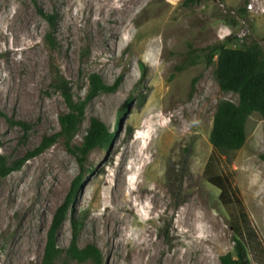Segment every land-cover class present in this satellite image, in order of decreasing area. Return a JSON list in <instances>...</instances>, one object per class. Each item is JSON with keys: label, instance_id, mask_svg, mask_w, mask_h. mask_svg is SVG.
Wrapping results in <instances>:
<instances>
[{"label": "rangeland", "instance_id": "374dc122", "mask_svg": "<svg viewBox=\"0 0 264 264\" xmlns=\"http://www.w3.org/2000/svg\"><path fill=\"white\" fill-rule=\"evenodd\" d=\"M121 3L0 0V153L9 163L61 131L68 105L58 79L75 101L87 97L93 73L118 83L88 102L70 143L60 135L0 176V264H42L54 213L81 171L83 184L57 232L60 248L71 243L72 218L83 217L77 243L96 244L103 264H221L222 255L237 256L231 219L241 209L238 196L264 242V117L248 118L242 148L216 152L209 176L226 175L238 191L221 195L205 170L210 133L218 103L239 96L220 89L218 55L208 64L202 51L228 37L238 38L233 46L258 41L264 47V0H141L109 50L102 22ZM92 117L117 133L109 149L96 147L81 166L77 148ZM130 178L138 181L125 190L136 199L134 208L117 205L120 184ZM248 257L249 264H264V256ZM55 264L94 263L62 255Z\"/></svg>", "mask_w": 264, "mask_h": 264}, {"label": "trees", "instance_id": "16d2710c", "mask_svg": "<svg viewBox=\"0 0 264 264\" xmlns=\"http://www.w3.org/2000/svg\"><path fill=\"white\" fill-rule=\"evenodd\" d=\"M47 19L53 20L52 15L42 13ZM238 38L228 37L225 42L208 45L202 49L207 57V63L211 64L215 55H218L215 70L216 80L223 91H232L239 96L238 102L231 100H221L216 108L213 120V127L210 133V142L213 147L206 167L207 174L212 166L217 151L237 150L244 146L247 138L246 123L248 118L258 112L264 117V47L258 41H252L244 46L230 45L235 43ZM47 41L55 45L53 37L48 34ZM144 72V69H143ZM57 86L62 90L68 105V110L61 113L59 119L62 125L60 132L53 135H45L42 142L23 159L8 162L7 157L0 153V176H7L10 172L18 170L26 158L36 156L44 152L54 142L58 136L64 135L66 141H70L76 135L79 126L84 118L86 105L100 91H114L118 83L109 84L98 74L90 76V90L86 98L75 101L67 83L63 79L57 80ZM130 107V100L125 101L121 108L118 118V129L122 126L124 113ZM13 123V120H11ZM26 131L29 125L24 120H17ZM117 132H110L107 125L98 117H92L84 142L78 146L77 156L81 166L85 158L96 147L109 149L112 140ZM264 158V154L261 155ZM218 176V181L213 176L209 180L221 189V195L233 189L238 193L237 188L233 187L226 175ZM84 181V173L81 171L72 181L71 189L63 201L56 209L52 223L47 233L42 264H55L56 260L64 255L65 259H75L79 262L91 260L94 264H103V254L96 244H88L80 247L77 243V236L83 217L72 218L73 238L66 248H60L57 244V232L67 217L69 209L72 207L75 195L80 190ZM237 202L240 205L238 215L231 219V225L236 234L237 256L226 253L221 256V264H249V252L256 258L262 259L264 256V242L258 230L252 223L248 212L245 210L243 200L238 196Z\"/></svg>", "mask_w": 264, "mask_h": 264}, {"label": "bare ground", "instance_id": "6f19581e", "mask_svg": "<svg viewBox=\"0 0 264 264\" xmlns=\"http://www.w3.org/2000/svg\"><path fill=\"white\" fill-rule=\"evenodd\" d=\"M141 0H123V3L119 4V5H115L112 4V6H110L107 9L106 14H108V23H103L102 22V26H104L105 28L108 29L109 31V36L105 37L104 42L108 45V49L111 50V44L114 43L116 41V39L120 38L119 34H120V29L122 27V25H124L125 21L127 22L128 19H130L131 17V11L133 10V7L135 5H137ZM110 2V1H109ZM109 6V5H108ZM107 8V7H105ZM135 11V10H134ZM132 11V12H134ZM103 15V14H102ZM130 17V18H129ZM104 18L106 19V16H104ZM98 18H96L97 20ZM102 20V19H100ZM148 21V20H147ZM97 23V22H96ZM101 29V28H100ZM125 29V28H124ZM102 32V31H101ZM105 34V33H104ZM104 36V35H103ZM102 38V37H101ZM117 39V40H118ZM114 41V42H113ZM108 51V50H107ZM114 51V50H113ZM112 51V52H113ZM109 54V53H108ZM136 158V157H135ZM133 164V163H131ZM132 169L134 170L135 167L134 165L131 166ZM130 182L128 183L127 181H124L120 184V192L118 191L117 193V199H118V203L117 205H125L128 204L130 206H132L134 208V202H136V199L132 198L129 194H127V191L125 192L126 189H129L131 186V183L137 184L138 181H134L132 180V178L129 179ZM135 187V186H134ZM119 193H123V196ZM113 218H116L117 221L119 219H122V217H120L117 213H114L112 215ZM197 217H194V224H196ZM193 221V220H192ZM192 228V227H191ZM205 258L201 257L199 262H203L204 263Z\"/></svg>", "mask_w": 264, "mask_h": 264}]
</instances>
